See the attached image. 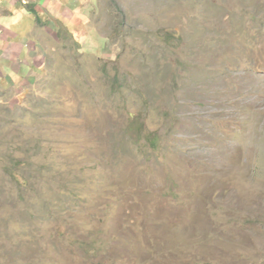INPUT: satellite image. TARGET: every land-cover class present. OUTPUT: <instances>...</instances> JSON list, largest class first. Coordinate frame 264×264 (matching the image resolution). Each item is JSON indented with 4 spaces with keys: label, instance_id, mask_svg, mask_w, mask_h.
<instances>
[{
    "label": "rangeland",
    "instance_id": "374dc122",
    "mask_svg": "<svg viewBox=\"0 0 264 264\" xmlns=\"http://www.w3.org/2000/svg\"><path fill=\"white\" fill-rule=\"evenodd\" d=\"M46 21L0 83V264H264V0Z\"/></svg>",
    "mask_w": 264,
    "mask_h": 264
},
{
    "label": "crops",
    "instance_id": "0c3cea01",
    "mask_svg": "<svg viewBox=\"0 0 264 264\" xmlns=\"http://www.w3.org/2000/svg\"><path fill=\"white\" fill-rule=\"evenodd\" d=\"M77 1L79 0H0V59L6 65L12 64L9 71L7 67L6 75L0 64V83L2 80L7 81L9 75H14L15 79L18 75L23 78L26 63H29L28 67L36 68L35 70L40 68L38 54L45 56L46 49L37 33L44 36L56 33L52 26L49 31L50 25L54 24H46L47 16L66 23L78 21L80 15L86 14L93 0ZM26 77L29 78L24 76L23 80Z\"/></svg>",
    "mask_w": 264,
    "mask_h": 264
},
{
    "label": "trees",
    "instance_id": "16d2710c",
    "mask_svg": "<svg viewBox=\"0 0 264 264\" xmlns=\"http://www.w3.org/2000/svg\"><path fill=\"white\" fill-rule=\"evenodd\" d=\"M32 11H33V12H35V10H34V9H32ZM35 13H36V12H35ZM58 33H59V32H58Z\"/></svg>",
    "mask_w": 264,
    "mask_h": 264
}]
</instances>
